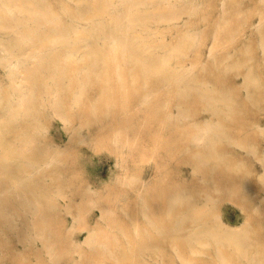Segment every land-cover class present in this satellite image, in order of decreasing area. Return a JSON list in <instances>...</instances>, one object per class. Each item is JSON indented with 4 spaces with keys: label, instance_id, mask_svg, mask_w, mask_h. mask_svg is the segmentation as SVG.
I'll return each instance as SVG.
<instances>
[{
    "label": "rangeland",
    "instance_id": "374dc122",
    "mask_svg": "<svg viewBox=\"0 0 264 264\" xmlns=\"http://www.w3.org/2000/svg\"><path fill=\"white\" fill-rule=\"evenodd\" d=\"M36 1L40 7L46 6L48 9H45L53 15L60 16L65 27L70 29L71 24L75 28L78 25L76 29L83 28L82 31H87V37L71 52L72 60L64 53L52 58L45 57L48 53H44L43 60L50 64L33 70L39 59L28 53H31L32 48L27 45L29 41L21 40L24 33L21 28L24 31L32 28L39 31L42 26L32 20H21L18 13L17 16L4 14L0 9V162H5L4 155L11 144L15 146L25 141L32 150L26 153L27 157H22L24 163H29L25 164L26 169L21 168L19 172L11 174L24 177L19 187L10 182L4 168L0 169V192L3 199L0 200V264H122L118 260L108 259L110 256H136L142 259L135 264H264V0H172L173 5L175 3L177 7L178 3V9L183 11L180 19L170 23L172 30L164 21L159 20L147 26L141 25L147 36L163 37L165 43L151 55L160 58L159 62L164 57H170L174 46H179V49L187 53L171 55L169 58L171 63L167 67H174V59L180 58L177 62L180 69H189L182 75L187 79L179 80L174 86L169 84L168 78L172 77L171 72L174 77L176 74L180 76L179 72L137 69L134 55L123 49L113 52L106 50L116 56L117 68H114V59L110 58L108 66L95 64L91 68L81 69L91 63V59L85 58L86 54L93 58L94 50L99 52L116 39L111 36L115 29L108 27L109 23H106V27L102 19L98 18L101 22H90L79 16L78 9H90V5H86L88 0ZM120 1L114 0L111 5L114 8V5L121 3L115 6V11L118 10L116 13L120 12L118 18L123 15L118 20L117 31H127L126 25L130 20L125 15L129 9V12L135 13H131L133 16L137 15H130L134 19L132 24H135V18L141 12L149 11L159 16L157 11L150 12V3L157 4L160 0H145L148 2H141L139 6L133 3V9L131 5L128 6L131 0H127L128 3ZM86 6L88 9H85ZM135 8L138 9L137 13ZM12 17L19 18V21ZM6 23L11 25L9 27L13 31L9 30ZM96 23L100 26L103 24L102 29ZM121 26H125V29ZM120 31L118 33L122 34ZM11 34L13 39L10 40L8 37ZM88 43H93L92 47ZM117 44L128 46V43L123 42ZM22 45L28 47L25 49ZM16 53L22 58L14 55ZM30 57L35 59L34 63L30 62L33 61ZM15 59L18 62L23 60L22 64L16 63ZM57 61H68L78 69L60 70L55 63ZM246 70L250 73L247 74ZM26 78L31 80L27 79L28 84ZM53 78L56 80L52 81ZM217 78L224 81L219 82ZM250 78L253 81L258 78V81L253 82ZM45 84L48 92L57 93L47 94ZM12 85H15V89ZM20 87H23V94L32 96L25 99L24 104L28 105V108L24 106L26 112L12 118L8 114L11 104H14L11 98L22 94ZM29 87L33 90L29 91ZM203 87L209 91L206 92ZM45 92L50 99L45 96ZM190 94L196 97L191 101L186 100ZM53 97L56 102L51 100ZM75 97H78L76 102ZM213 97L217 99L214 98L215 102ZM27 99H32V102ZM51 102L53 104H49ZM44 105H47L46 108ZM211 126H215V130ZM197 139L201 141L196 142ZM46 153L52 155V161L40 166ZM216 158L218 162L215 164ZM86 160L88 162L85 163ZM27 167L29 170L35 168L29 171ZM89 179H94V182ZM170 197L176 204H169L172 201ZM33 199L37 205L47 200H66L70 210L66 212L64 207H59L57 218L52 217V212V215H48L50 209L43 210L41 215L45 221L42 220V224L50 228L41 231L43 239L47 240L45 245L40 239L34 241L35 231L23 227L24 222L31 224L29 218L33 214L23 212L22 209L33 207ZM24 200H28L25 205L17 204ZM164 200H168V204L162 205ZM201 208L202 212L193 216V219L192 212ZM35 216H40V213ZM159 220L172 224L173 228L168 235L161 236L164 234L162 229L151 227ZM60 221V228L54 227ZM72 224L75 225L74 229H68ZM222 224L230 229L234 227L238 230L237 234H245L236 236L240 241L239 247L243 241L242 245L246 247H242L245 249L237 251L232 245L212 243L211 237H205L211 243L200 245L194 243L196 233L190 235L194 238L186 235L201 225L218 228ZM81 225L89 227L90 231H94L93 238L105 244L71 243L72 237L79 242L87 234L86 229L80 228ZM150 233L158 234L162 243L158 241L154 244L134 245L135 241L145 239V234ZM99 247L109 248V252ZM94 248L101 251L93 254ZM134 248L140 249V252L129 251ZM119 249L127 252H118ZM217 249L221 254L217 253ZM70 257L75 259L71 260Z\"/></svg>",
    "mask_w": 264,
    "mask_h": 264
},
{
    "label": "bare ground",
    "instance_id": "6f19581e",
    "mask_svg": "<svg viewBox=\"0 0 264 264\" xmlns=\"http://www.w3.org/2000/svg\"><path fill=\"white\" fill-rule=\"evenodd\" d=\"M5 1V0H4ZM4 1H2V0H0V9H1V11L5 14V13H7V15H9V14H13V15H15V16H17L16 15V13H18V15H19V18L21 19V20H27V21H29V20H32V21H35V22H37L40 26H42V27H40L39 28V31H34V30H27V31H24V28H21V27H19V29L21 28L22 30H23V32L24 33H22V38H21V36H20V38H21V40L22 41H29V43L27 44L26 42V44L30 47V48H32V49H30V51H31V53L30 52H28V50L29 49H27L26 50V52H28L31 56H33L34 58H38L39 60H36L37 61V63H35V65H34V68H33V66L31 67V68H33V70H36V69H41V68H43V67H46V66H48L50 63H45V61L43 60V56H44V53L45 54H47L48 53V56H45V57H53V56H57V55H59L60 53H64L65 55H66V57L68 58V59H73V55H71V52L74 50V49H77L79 46H78V44L81 42V41H83V38L85 39V37H87V31H86V33L84 32V30L82 31V29L81 30H79V29H76L77 28V26H76V28L74 27V25L73 26H71V24H70V29L68 28V27H65L64 26V23H63V21L58 17V16H55V15H53L51 12H50V10H47L48 9V7H40V5H38L39 3L36 1V0H8V2L6 3V2H4ZM77 1V0H76ZM83 1H85V0H83ZM117 1V0H116ZM119 1V0H118ZM122 1V0H121ZM120 1V2H121ZM126 1V3H128L127 2V0H125ZM124 1V2H125ZM148 1H150V0H148ZM148 1H146L145 2V0H131L129 3L130 4H128V6L130 7V5L131 4H138V5H136V6H139V4H141L142 5V3L141 2H145V3H147ZM151 1H155V0H151ZM181 1V0H180ZM89 2V3H88ZM113 2H114V0H88V1H86V5H90V9H88V6H86L87 8H85V9H88L87 11H81L80 9H78L79 10V16H81L82 17V19L84 18L85 20H87V21H90V22H94L95 20H99V19H102V20H104L105 21V25H106V23H109V25L110 26H108V27H112V29H115V30H112V32L113 33H111V32H108V33H111V36L113 37V38H116L113 42H109L108 43V45L106 46V47H104V49H102L101 51H99L98 52V50H94V51H96V52H94V57L93 58H90L89 57V54H86V59H91V60H89L91 63L90 64H85V66L83 67V68H81V69H85V68H91V66H93V65H95V64H101V66H108V60L110 59V58H113L114 59V68H117V60H116V56L115 55H110V53H107L106 52V50H109L110 52H113V51H118V50H120V49H123V50H127L128 51V53H132L134 56H133V58H134V63H135V68H137V69H140V70H146V69H159V70H163V69H165V70H171V71H174V73H176V72H179V75L180 76H178V74H176V76L174 77L173 75H172V72H171V75L170 74H168V75H170V76H172V77H169L168 78V81H169V84L170 85H172V86H174L176 83H178L179 82V80H186L182 75H184V73L185 72H188L189 71V69L188 68H184L183 67V69H180V67H179V65H178V60L180 59H174V64H176V65H174V67H167L171 62H169V58L171 57V55L173 56V55H175V56H177L179 53H183L184 52V50H182V49H179L177 46L175 47L174 46V48L173 49H171V55H170V57L168 56V57H164L163 59H162V61H158L159 59H157V58H155L154 56L153 57H151V55H153L154 53H155V51H156V49L158 48V47H161L165 42L163 41V37L161 38L160 36V38H158V37H156V36H147V34H146V31H145V29H144V32L145 33H143L142 32V26L141 25H149L150 24V22H156V20L158 21H160V22H162V21H164L168 26V28L169 29H171L172 30V25L170 24L171 22H173V21H177L178 19H180L181 18V14L183 13V11L181 10H179L178 9V3H177V7H176V5H175V3H174V5H173V1L172 0H164L163 1V3H162V0H160V1H158V2H161L160 4L157 2V4H153V5H151V3H150V6H152V8L150 9V12L151 11H157L159 14V16H157L156 17V14H155V16H154V13L153 12H151V13H148L149 11H146L148 14H145L146 12H141V14L137 17V19L135 18V21H138L139 23L138 24H136V22L134 21V23L135 24H132L133 23V20H132V18H131V16L130 15H132L131 13H133V12H129V10H127V8H126V10H127V14L129 15V16H126L125 15V17H129L128 18V23L129 24H127L126 25V27H127V31H124V33L122 32V31H120V32H122V34L121 33H118L119 31H117L118 29H119V22L120 21H118V20H120V19H122L121 17L123 16H121L120 17V19L118 18V16H120V12L118 13V15H117V13H116V11H118V10H116L115 11V6L116 5H114V8H111L113 5ZM178 2V1H177ZM47 3V2H46ZM156 3V2H155ZM221 4H222V2H220ZM41 4V3H40ZM42 4H44V3H42ZM72 4V3H71ZM71 4H69V5H71ZM78 5H79V3H77ZM119 4H121V3H119ZM118 4V5H119ZM133 4V6L135 7V5ZM45 5V4H44ZM44 5H42V6H44ZM61 5V4H60ZM73 5H75V4H73ZM80 5H81V3H80ZM112 5V6H111ZM117 5V6H118ZM124 5H125V3H124ZM148 5V4H147ZM146 5V6H147ZM85 6V5H84ZM116 6V7H117ZM127 6V7H128ZM132 6V5H131ZM131 7L132 9L134 8V7ZM59 7H61V6H59ZM83 7V6H82ZM126 7V6H125ZM125 7H123L124 9H125ZM45 8H47V9H45ZM57 8V7H56ZM138 8V7H137ZM147 8H148V6H147ZM50 9V8H49ZM144 9V8H143ZM149 9V8H148ZM77 10V11H78ZM135 10H136V13H137V11H138V9H136L135 8ZM185 10V9H184ZM121 11V10H120ZM133 11V10H132ZM141 11H143V10H141ZM14 12H15V14H14ZM66 12H68L67 10H66ZM65 12V13H66ZM129 12V13H128ZM135 12V11H134ZM182 12V13H181ZM123 13H126V12H123ZM140 13V12H139ZM138 13V14H139ZM69 14V13H68ZM133 14H135V13H133ZM63 15H66V14H63ZM10 16V15H9ZM70 16V15H69ZM133 16V15H132ZM135 16H137V15H135ZM135 16H133V17H135ZM65 17V16H64ZM13 18V17H12ZM17 18V17H16ZM19 18H17V19H15V18H13L15 21H19ZM70 18V17H69ZM80 18V17H79ZM99 18V19H98ZM71 19H72V17H71ZM20 20V21H21ZM69 20V19H68ZM125 20H127L126 18H125ZM155 20V21H154ZM9 21V20H8ZM100 21V20H99ZM98 21V22H99ZM122 21V20H121ZM132 21V22H131ZM158 21V22H159ZM259 21H260V19H259ZM23 22V21H22ZM71 22V21H70ZM69 22V23H70ZM74 22V21H73ZM101 22V21H100ZM99 22V23H100ZM32 23V22H31ZM30 23V24H31ZM75 23V22H74ZM89 23V22H88ZM104 23V22H103ZM126 23H127V21H126ZM6 24H8L7 26H8V28H9V30L10 31H13L12 30V28L10 29V27L9 26H11L9 23H6ZM77 24H79L78 22H77ZM81 24V23H80ZM94 24V23H93ZM93 24H91L90 26H92ZM97 24V23H96ZM101 24V23H100ZM100 24H97V26L100 28V29H102L101 27H102V25L100 26ZM122 24V23H121ZM1 25H2V23L0 22V27H1ZM14 25V24H13ZM17 25V24H16ZM37 25V24H36ZM69 25V24H68ZM86 25V24H85ZM124 25V24H123ZM157 25H158V23H157ZM29 26V25H28ZM27 26V27H28ZM84 26V25H83ZM259 26H260V24H259ZM26 27V26H25ZM79 27H81V26H79ZM85 27V26H84ZM103 27H105V26H103ZM106 27H107V25H106ZM105 27V28H106ZM121 27H123V26H121ZM150 27V26H149ZM161 27V26H160ZM159 27V28H160ZM254 27H257L258 28V26H254ZM14 28H16V27H14ZM30 28H31V26H30ZM90 28V27H89ZM105 28H103V29H105ZM140 28L142 29L141 31H140ZM148 28V27H147ZM18 29V30H19ZM35 29V28H34ZM87 29V28H86ZM85 29V30H86ZM93 29V28H92ZM98 29V28H97ZM122 29V28H121ZM123 29H125V26L123 27ZM122 29V30H123ZM259 29H261V28H259ZM259 29L257 30V31H259ZM109 30V29H108ZM111 30V29H110ZM15 31H17V30H15ZM21 31V30H20ZM91 31V30H90ZM97 31V30H96ZM100 31H102V30H100ZM88 32H89V30H88ZM95 32V31H94ZM98 32V31H97ZM103 32V31H102ZM106 32V31H105ZM14 33H16V32H14ZM13 33V34H14ZM101 33V32H100ZM107 33V34H108ZM192 33V32H191ZM9 34H10V32H9ZM13 34H11L12 36L10 37H8V38H10V40H11V38L13 37ZM16 34H18V33H16ZM91 34V33H90ZM90 34H88V35H90ZM102 34H104V32L102 33ZM193 34H194V32H193ZM97 35H98V33H97ZM96 35V36H97ZM105 35H106V33H105ZM196 34H194V36H195ZM19 36V35H18ZM18 36H16V37H18ZM92 36V35H91ZM104 36V35H103ZM109 36V35H108ZM107 36V37H108ZM193 36V35H192ZM193 36V37H194ZM97 37H99V36H97ZM15 38V37H14ZM20 38H18V41L20 40ZM106 38V37H105ZM13 39V38H12ZM82 39V40H81ZM92 39V38H91ZM97 39H100V38H97ZM17 40V39H16ZM21 40L19 41V42H21ZM93 40H95V39H93ZM101 40H103V38L101 39ZM107 40H109V39H107ZM119 40V41H118ZM187 40V39H186ZM13 41V40H12ZM86 41V40H85ZM87 41H89V40H87ZM96 41V40H95ZM99 41V40H98ZM105 41V40H104ZM16 42V41H15ZM118 42H123V43H128V46H125V45H119V44H117ZM180 42V41H179ZM16 43H18V42H16ZM94 43V42H93ZM93 43H91V45L89 44V46L90 47H92V44ZM167 43V42H166ZM195 43V42H194ZM19 45V44H18ZM27 45H22V46H24V48L25 47H28ZM85 45H87V44H85ZM95 45H96V42H95ZM194 45V44H193ZM8 46V45H7ZM17 46V45H16ZM101 46V45H100ZM103 46V45H102ZM188 46V45H187ZM19 47V46H18ZM77 47V48H76ZM86 47V46H85ZM97 47H98V45H97ZM189 47V46H188ZM11 48H12V46H11ZM11 48H8V49H10L11 50ZM20 48V47H19ZM185 48H186V46H185ZM7 49V50H8ZM14 49V48H13ZM17 49V48H16ZM23 49V48H22ZM21 49V50H22ZM26 49V48H25ZM90 49V48H89ZM101 49V48H100ZM189 49V48H188ZM158 50V49H157ZM161 50V49H160ZM170 50V49H169ZM9 51V50H8ZM18 51V50H17ZM23 51H25V50H22V52ZM68 53H67V52ZM85 51H87V50H85ZM92 51V50H91ZM90 51V52H91ZM167 51V50H166ZM263 51H264V49H263ZM25 52V53H26ZM43 52V53H42ZM162 52H164V51H162ZM15 53V52H14ZM20 53V52H19ZM19 53H16V54H14V55H20ZM28 53H26V54H28ZM40 53H42L43 55H40ZM83 53V52H82ZM92 53V52H91ZM158 53V52H157ZM156 53V54H157ZM160 53V52H159ZM158 53V54H159ZM184 53H186V52H184ZM24 54V53H23ZM26 54H24V55H26ZM168 54V53H167ZM167 54H166V56H167ZM187 54V53H186ZM9 55V57H10V54H8L7 53V56ZM22 55V54H21ZM20 55V56H21ZM184 55V54H183ZM12 56V55H11ZM20 56H19V58H20ZM27 56V55H26ZM42 56V57H41ZM164 56V55H163ZM186 56V55H185ZM13 57V56H12ZM11 57V58H12ZM14 57H16V56H14ZM158 57V56H157ZM21 58H22V56H21ZM23 58H24V56H23ZM26 58V57H25ZM24 58V59H25ZM30 58H32V57H30ZM42 58V59H41ZM84 58V59H85ZM184 58V57H183ZM182 58V59H183ZM13 59V58H12ZM11 59V60H12ZM16 59H18V58H16ZM16 59H15V61H16ZM28 60H29V58H27ZM33 59V58H32ZM45 59V58H44ZM47 59V58H46ZM173 59V58H172ZM8 60H10V59H8ZM7 60V61H8ZM19 60V59H18ZM18 60L16 61V63L18 62ZM21 60V59H20ZM28 60H27V62H28ZM34 60L35 59H33V61L31 60H29L31 63H34ZM23 61V60H22ZM22 61L20 62V64H22ZM24 61H26V60H24ZM11 62V61H10ZM9 62V63H10ZM18 62V63H19ZM97 62H99V63H97ZM183 62V61H182ZM181 62V63H182ZM12 63H13V61H12ZM15 63V62H14ZM24 63V62H23ZM56 63V65L57 66H59V68H60V70H63L64 68H73V69H78V67L77 66H73L74 64L73 63H68V61H57V62H55ZM111 63V62H110ZM191 63H193V62H191ZM214 64H215V62H213ZM19 64V65H20ZM26 65H27V63H25ZM24 64V65H25ZM29 64V63H28ZM14 65V64H13ZM18 65V64H17ZM16 65V66H17ZM33 65V64H32ZM86 65H89V67H87ZM133 65V64H132ZM189 65V64H188ZM203 65V64H202ZM225 64H223V66H224ZM28 66V65H27ZM103 66V67H104ZM187 66V65H186ZM190 66V65H189ZM188 66V67H189ZM194 66V65H193ZM262 66V65H261ZM264 66V65H263ZM15 67V66H14ZM19 67H21V66H19ZM26 67V66H25ZM237 67V66H236ZM251 67V66H250ZM250 67H249V69H250ZM12 68V67H11ZM17 68V67H16ZM23 68V67H22ZM190 68V67H189ZM238 68V67H237ZM236 68V69H237ZM254 68V67H253ZM105 69V68H104ZM191 69V68H190ZM203 69V68H202ZM222 69H224V68H222ZM11 70V69H10ZM9 70V71H10ZM19 70V69H18ZM24 71H25V69H23ZM27 70H29V69H26V71ZM31 70V69H30ZM139 70V71H140ZM188 70V71H187ZM248 70V69H247ZM246 70V71H247ZM13 71H15L14 69H13ZM17 71V70H16ZM20 71V70H19ZM21 71H22V69H21ZM193 71V70H192ZM191 71V72H192ZM251 71V70H250ZM23 72V71H22ZM167 73V72H166ZM170 73V72H169ZM173 73V74H174ZM246 73V72H245ZM248 73H250V72H248L247 71V74ZM194 74V73H193ZM196 74V73H195ZM194 74V75H195ZM252 74V73H251ZM250 75V74H249ZM249 75H248V78H249ZM19 76H21V75H19ZM23 76V75H22ZM21 76V77H22ZM18 76H16L15 78H17ZM20 77V78H21ZM153 77V76H152ZM186 77V76H185ZM188 77V76H187ZM190 77H192V75L190 76ZM196 77V76H195ZM244 77V76H243ZM250 77H251V75H250ZM14 78V79H15ZM80 78V77H79ZM79 78H74V79H76L77 81H79L80 79ZM248 78H246V79H248ZM253 78H256V77H254L253 76ZM11 79V78H10ZM28 78H26V83L28 82V80H30V79H28ZM190 79V78H189ZM251 79V78H250ZM258 79V78H257ZM256 79V80H257ZM13 80V79H12ZM34 80V79H33ZM54 80H56L55 78H53L52 79V81H54ZM193 80V79H192ZM217 81H219V82H221V81H224V79H221V78H217L216 79ZM252 80V79H251ZM251 80H249V81H251ZM256 80H254V81H256ZM24 81V80H23ZM22 81V82H23ZM31 81V80H30ZM195 81V80H194ZM244 81V80H243ZM247 81V80H246ZM253 81V80H252ZM253 81V82H254ZM258 81V80H257ZM185 82V81H184ZM187 82V81H186ZM197 82H199L198 80H197ZM197 82H196V84H197ZM12 83H15V82H13L12 81ZM16 83H19V82H16ZM15 83V84H16ZM21 83V82H20ZM25 83V82H24ZM29 83V82H28ZM27 83V84H28ZM31 83V82H30ZM192 83V82H191ZM190 83V84H191ZM194 84H195V82H193ZM201 83V82H200ZM199 83V84H200ZM247 83V82H246ZM246 83H245V85H246ZM264 83V82H263ZM22 84V83H21ZM26 84V85H27ZM186 84V87H188L189 88V86L187 85V83H185ZM194 84H192L193 85V87H194ZM207 84V83H206ZM248 84V83H247ZM250 85H251V83H249ZM24 85V84H23ZM182 85V84H181ZM184 85V84H183ZM13 86V85H12ZM15 86V85H14ZM13 86V87H14ZM45 86V89H47L46 90V92H47V94H49V93H52V92H48L49 90H48V87L46 86V84L44 85ZM48 86H50V85H48ZM80 86H81V84H80ZM177 86H178V84H177ZM191 86V85H190ZM196 86V85H195ZM199 86V85H198ZM213 86V85H212ZM246 86H248V85H246ZM245 86V87H246ZM262 86H264V85H262ZM13 87H12V89L11 90H13ZM31 87V86H30ZM30 87L28 88V89H30ZM180 87V86H179ZM182 87V86H181ZM183 87H185V86H183ZM182 87V88H183ZM202 87V86H201ZM206 87V86H205ZM205 87H203V88H205ZM208 87V86H207ZM18 88V87H17ZM16 88V89H17ZM21 88V87H20ZM23 88V87H22ZM22 88H21V92H22ZM33 88V87H32ZM50 88V87H49ZM195 88V87H194ZM198 88V87H197ZM199 88H200V86H199ZM202 88V89H203ZM14 89H15V87H14ZM24 89H25V87H24ZM27 89V90H28ZM44 89V90H45ZM54 89V88H53ZM79 89H80V87H79ZM186 89V88H185ZM211 89V88H210ZM31 90H33V89H30L29 91H31ZM198 90V89H197ZM205 90H206V88H205ZM204 90V91H205ZM10 91V90H9ZM15 91V90H14ZM13 91V92H14ZM57 91V90H56ZM78 91H80V90H78ZM209 91V90H208ZM207 90H206V92H208ZM216 91V90H215ZM16 92V91H15ZM18 92H19V89H18ZM26 92V90L24 91V93ZM44 92V91H43ZM42 92V93H43ZM46 92H45V96H46ZM55 91H53V93H54ZM200 92V91H199ZM206 92H204V94L206 93ZM211 92V91H210ZM17 93V92H16ZM16 93H14V94H16ZM52 93V94H53ZM57 92H55V94H56ZM79 93V92H78ZM78 93H77V95H78ZM197 93V92H196ZM201 93H202V90H201ZM211 93H214V92H211ZM211 93H208L209 94V96H211ZM216 93H218V92H216ZM10 94H12V92L10 93ZM27 94L28 93H26V94H23V92H22V94H17V95H13L12 94V96H14L13 98H11V100L13 101H11L12 103H14V104H11V108L8 110V114H9V116H11L12 118H14L17 114H19V113H21L22 112V114H23V112H26V110H25V108H24V106H25V99L26 98H30L32 95H31V93H30V97H28L27 96ZM44 94V93H43ZM186 94H188V93H186ZM207 94V93H206ZM247 94H249V93H247ZM252 94V93H251ZM54 95V94H53ZM185 95V94H184ZM27 96V97H26ZM51 96V95H50ZM57 96V95H56ZM73 96H76V94L75 95H73ZM198 96H199V94H198ZM204 96V95H203ZM213 96V95H212ZM249 96H251V95H249ZM248 96V97H249ZM47 98L49 97V95L48 96H46ZM196 97V95H192V94H190L189 96H187V98H186V100H190V99H193V98H195ZM199 97H201V96H199ZM205 97H207V96H205ZM224 97V96H223ZM43 98V97H42ZM45 98V97H44ZM78 97H75V101L74 102H76V99H77ZM208 98V97H207ZM210 98V97H209ZM214 98L216 99V97H213L212 99H213V101H214ZM10 99V98H9ZM8 99V100H9ZM34 99V98H33ZM46 99V98H45ZM49 99H50V97H49ZM55 98L53 97V99H51L52 101L54 100ZM57 99H58V97H57ZM56 99V100H57ZM225 99V98H224ZM32 100V99H31ZM31 100H29V99H27L26 101H31ZM43 100V99H42ZM209 100V99H208ZM217 100V99H216ZM219 100V99H218ZM226 100H227V98H226ZM45 101V100H44ZM55 101V100H54ZM191 101V100H190ZM213 101H210L211 103L213 102ZM219 101H221V98H220V100ZM222 101H223V99H222ZM32 102V101H31ZM30 102V103H31ZM46 102H47V100H46ZM49 102V101H48ZM56 102V101H55ZM215 102V101H214ZM213 102V103H214ZM225 102H227V101H225ZM35 103V102H34ZM222 103V102H221ZM29 104V103H28ZM32 104V103H31ZM30 104V105H31ZM48 104V103H47ZM49 104H53V102H51V103H49ZM48 104V106L49 107H51V105H49ZM54 104H56V103H54ZM224 104V103H223ZM226 104H228V103H226ZM226 104H225V108H226V110H228L229 108L226 106ZM27 105V104H26ZM218 105V104H217ZM28 106V105H27ZM27 106H25L26 108H28ZM45 106V105H44ZM47 106V105H46ZM46 106H45V108H46ZM53 106H55V105H53ZM211 106H212V104H211ZM214 106V105H213ZM212 106V107H213ZM228 106H229V104H228ZM57 104H56V106H55V108L57 109ZM45 108H44V110H45ZM214 108L216 109V106H214ZM220 108V107H219ZM218 108V109H219ZM228 108V109H227ZM260 108V107H259ZM50 109V108H49ZM48 109V110H49ZM54 109V108H53ZM55 109V110H56ZM192 109V108H191ZM211 109V108H210ZM215 109H213L214 111H216ZM54 110V111H55ZM219 110H221V109H219ZM219 110H217V111H219ZM27 111H28V109H27ZM31 111V110H30ZM41 111V110H40ZM56 111H58V110H56ZM101 111V110H100ZM212 111V110H211ZM216 111V112H217ZM225 111V110H224ZM223 111V112H224ZM46 112V111H45ZM49 112V111H48ZM47 112V113H48ZM222 112V111H221ZM1 113V112H0ZM29 113V112H28ZM50 113V112H49ZM59 113H61L60 112V110H59ZM184 113H185V111H184ZM213 113V112H212ZM27 114V113H26ZM55 115H56V112L54 113ZM189 113H187V115H188ZM216 114V113H215ZM217 114H219V113H217ZM48 115V114H47ZM57 115H59V114H57ZM185 115V114H184ZM183 115V116H184ZM18 116H20V115H18ZM46 117V116H45ZM60 117V116H59ZM40 118H41V116H40ZM47 118V117H46ZM62 119V118H61ZM16 124V123H15ZM38 125V124H37ZM14 126V125H13ZM208 125H206V127H207ZM209 127V126H208ZM212 127V126H211ZM210 127V128H211ZM214 128H215V126H213ZM212 127V128H213ZM3 129L5 128V127H2ZM11 128H12V126H11ZM11 128L9 127V130H11ZM17 128V127H16ZM37 128H39V127H37ZM203 128V127H202ZM213 128V129H214ZM3 129H1V131L3 130ZM14 129V128H13ZM209 129V128H208ZM207 129V130H208ZM217 129V128H216ZM7 130V129H6ZM18 130V129H17ZM210 130V129H209ZM208 130V131H209ZM215 130V129H214ZM4 131V130H3ZM15 131H13V133H14ZM3 133V132H2ZM201 135V134H200ZM200 135H199V137H200ZM3 136H4V134H3ZM192 136H195L196 137V135H192ZM79 137V136H78ZM6 138V137H5ZM197 138V137H196ZM201 139H202V137H200ZM84 139V138H83ZM193 139L195 140V138L193 137ZM0 140H1V138H0ZM3 141H5L4 140V138L2 139ZM199 139H197L196 140V142H200V141H198ZM7 142V141H6ZM21 143H23V144H18V143H16L17 145H10L8 148H7V152H5V162H3V163H1L0 162V169H2V168H4V170L9 174V180H10V182H12L13 183V185L15 186V187H19L20 185H21V180L24 178V177H22V175H20V176H16L15 174H14V176H11V174L12 173H15L14 171H16V172H19L20 170H21V168H24V169H26V165L25 164H29V163H24L23 162V160H22V157H24V156H26V153H28L31 149H29L30 147V145L29 146H27L26 144H27V142H21ZM81 143V142H80ZM6 146V145H5ZM7 147V146H6ZM32 151V150H31ZM1 153H2V151H1ZM43 154V153H42ZM47 154V153H46ZM37 155V154H36ZM214 155V154H213ZM2 156V155H1ZM0 156V157H1ZM216 156V155H215ZM21 159H20V158ZM27 157V156H26ZM210 157H214V156H210ZM210 157H209V160H210ZM217 157V156H216ZM3 158V157H2ZM207 158V160H208V157H206ZM205 158V159H206ZM20 159V160H19ZM41 159V158H40ZM50 160L52 161V155L50 154V153H48L46 156H45V158L43 159V161H42V164H40V166H42V165H47L49 162H50ZM215 160V159H214ZM217 160V161H216ZM216 160L214 161V163L216 164V162H218V158H216ZM34 162V161H33ZM31 163V162H30ZM50 164V163H49ZM215 164H211L212 166H214ZM220 164V163H219ZM34 165V164H33ZM221 165V164H220ZM219 165V166H220ZM31 166H32V164H31ZM216 166V165H215ZM32 168V167H31ZM31 168H30V170H31ZM33 168H35V167H33ZM32 168V169H33ZM37 168V167H36ZM214 168V167H213ZM27 169H28V167H27ZM38 169V168H37ZM29 170V169H28ZM29 170V171H30ZM24 171V170H23ZM35 171V170H34ZM27 173H29V172H27ZM26 173V174H27ZM30 174H32L31 172H30ZM18 175V174H17ZM26 176V175H25ZM30 176V175H29ZM27 177V176H26ZM29 181V180H28ZM33 183V182H32ZM31 186V185H30ZM32 187V186H31ZM34 187V186H33ZM24 188V187H23ZM16 190H18V189H16ZM1 191V190H0ZM33 194V193H32ZM39 194V193H38ZM41 194V193H40ZM18 195V194H17ZM42 195V194H41ZM25 196H27L26 194H25ZM62 198H64V196H62V195H60ZM31 197V196H30ZM35 197V196H34ZM23 198V197H22ZM28 198V197H27ZM167 198V197H166ZM171 198V197H170ZM176 198V197H175ZM48 199V198H47ZM0 200H2L3 201V199H2V194H1V192H0ZM170 200H172L171 202L169 201V204L170 203H175L176 204V202L175 201H173V199L171 198ZM27 201L28 200H24V201H20L19 203H17V204H21V203H23L24 205L27 203ZM40 201V200H39ZM62 201V202H61ZM47 200V201H43L42 202V204H40V205H37V201L36 200H34L33 199V201H32V204H34V206L33 207H31V208H23L22 209V211L23 212H26V213H32L33 214V216L31 217V218H29L28 216H26V217H28L29 218V220L31 221V224H29V222L28 223H25L24 222V224H23V227L25 228V229H31V230H33V231H35L34 233H33V237H34V241L36 242V239H40L41 240V242H42V244H47V240L46 239H43V237H42V233H41V231L42 230H44V229H50L49 227L47 228V225L45 226V225H43L42 224V220L43 221H45V218L44 217H42V213H43V210L44 209H46V210H48V209H50L49 210V212H48V215H52V214H50L51 212L53 213V218H57V214L59 213V210H58V208L59 207H64V209H65V211L66 212H70V210L67 208L68 207V203L66 202V200ZM2 202L0 201V204H1ZM168 204V200L166 201V200H164V201H162V205L163 204ZM36 204V205H35ZM205 207V206H204ZM204 207H202L203 209H204ZM202 208L201 209H199V210H196V211H193L192 212V218H193V216H197V215H199L201 212H202ZM64 209H62V210H64ZM108 211H110V210H108ZM46 212V211H45ZM111 212V211H110ZM1 213V212H0ZM37 213H40V216H35ZM107 213V212H106ZM186 213H188V212H186ZM11 214V213H10ZM189 214V213H188ZM29 215V214H28ZM102 216H103V214H101ZM189 215H191V214H189ZM30 216V215H29ZM100 216V215H99ZM173 215H171L170 217H172ZM24 217V216H23ZM24 219L25 220H27L25 217H24ZM77 219V218H76ZM193 219H195V218H193ZM72 220H73V218H72ZM157 220V219H156ZM164 220V219H163ZM160 222H158L157 221V224L155 223V225H151V227H157V228H159V229H162L163 231H164V234H161V236L162 235H168L169 234V232L171 231V229L173 228L172 227V224H170V222H168V221H162V220H159ZM60 223H61V221L60 222H58V223H55V226L54 227H56V228H60L59 226H60ZM72 223V222H71ZM11 224V223H10ZM9 224V225H10ZM15 224V223H14ZM11 225H13V224H11ZM8 226V225H7ZM45 226V227H44ZM69 226V225H68ZM73 226H75L74 224H72L71 225V227L69 228L68 227V229H74V227ZM200 226V225H199ZM13 227H15V226H13ZM81 229H86V232H87V234L84 236V238H83V240L82 241H77L76 239H74L73 237H72V239H71V243H78V244H81V243H88V244H91V243H96V244H98V243H100V244H103L104 243V241H99V242H97L96 240H95V238H93L94 237V231H90V229H89V227H87L86 225H81V227H80ZM234 228V227H233ZM230 229L226 224H222L220 227H218V228H215V227H206L205 225H201V227H197L193 232H190V233H186V235L188 236V237H190V235H194L195 233H196V236H197V238L195 239L194 237H190V238H194V240L196 241V242H194V243H196V244H200V245H202V244H209V243H219V244H222V243H225V244H227L228 246H230V245H232L233 247H234V249H238L237 251H239V249L241 248H244V247H242V246H245V245H242V242H241V246L239 247V243H240V241H238L239 239H236V238H238V237H236L237 235L240 237V235H242V236H244L243 234H237V232L236 231H238L237 229ZM11 229H13V228H11ZM197 229H199L198 231H196ZM246 229V228H245ZM28 231V230H27ZM57 231V230H56ZM244 231V230H243ZM247 231V230H246ZM245 231V232H246ZM46 232V231H45ZM26 233H28V232H26ZM154 233V232H153ZM239 233H240V231H239ZM243 233V232H242ZM29 234V233H28ZM135 234V233H134ZM247 234V233H246ZM30 235V234H29ZM59 236V235H58ZM160 236V237H161ZM195 236V237H196ZM242 236H241V238H242ZM21 237V236H20ZM31 237V236H30ZM61 237V236H60ZM96 237V236H95ZM135 237H136V235H135ZM145 239H143V240H138V241H135V243H134V245H136V246H139V245H141V244H143V243H145V244H154V243H156V242H158L159 241V239H158V234L157 235H154V234H145ZM204 237V238H203ZM205 237H211L210 239H212V241L210 242V240H207V238H205ZM167 238V237H166ZM190 238H188V240L190 239ZM240 238V239H241ZM245 238V237H244ZM243 238V239H244ZM26 239H27V237L26 238H24V240L26 241ZM124 239V238H123ZM28 240H30L29 238H28ZM33 240V239H32ZM39 240V241H40ZM59 240V239H58ZM193 240V241H194ZM246 239H244V241H245ZM60 241V240H59ZM67 241V240H66ZM29 242V241H28ZM27 242V243H28ZM64 242H65V240H64ZM64 242L62 243V244H64ZM70 242V241H69ZM188 243H191V242H189V241H187ZM159 243H162L161 241H159ZM66 244V243H65ZM88 244H86V245H88ZM105 244V243H104ZM244 244V243H243ZM247 244V243H246ZM69 245H70V243H69ZM249 244H247V246H248ZM63 246V245H62ZM68 246V245H67ZM93 246V245H92ZM246 247V246H245ZM90 249H92V248H90ZM95 249V248H94ZM97 249V248H96ZM94 250L92 253L93 254H98V251H101V250H99V249H105L106 250V252L109 250V248H106V247H99V249H97V250ZM241 249H240V251H241ZM245 249V248H244ZM243 249V250H244ZM247 249V248H246ZM104 250V251H105ZM92 251V250H91ZM126 250L125 249H119L118 250V252H121V253H124ZM129 251H134V252H140V249H138V248H134V249H132V250H129ZM217 251V253H220L219 251V249H217L216 250ZM109 252V251H108ZM110 252H111V250H110ZM127 252V251H126ZM247 252V251H246ZM102 253H103V251H102ZM145 253V252H144ZM240 253V252H239ZM92 254V255H93ZM136 254V253H135ZM150 254V253H149ZM152 254V253H151ZM150 254V255H151ZM221 254V253H220ZM244 254V253H243ZM116 255V254H115ZM131 255V254H130ZM133 255H134V253H133ZM137 255H138V253H137ZM148 255V254H147ZM223 255V254H222ZM246 254H244V256H245ZM117 256V255H116ZM132 256V255H131ZM224 256V255H223ZM240 256H242V254H240ZM219 257V256H218ZM247 257H248V255H247ZM48 258H51V257H48ZM152 258V257H151ZM217 258V257H216ZM220 258H221V255H220ZM224 258H225V256H224ZM223 258V260H225ZM246 258V257H245ZM244 258V259H245ZM251 258V257H250ZM254 258V257H253ZM70 259L71 260H74L75 258L73 257H70ZM78 259V258H77ZM107 259V258H106ZM108 259H114V260H118V261H120L122 264H135L136 262H138V261H140V259L138 258V257H124V256H121V257H114V256H110V257H108ZM142 260V259H141ZM146 260V259H145ZM150 260V259H149ZM156 260H161V259H156ZM250 260V259H249ZM248 260V261H249ZM254 260V259H253ZM152 261H153V259H152ZM247 261V260H246ZM247 261V262H248ZM179 262V261H178ZM252 261H250V263H251ZM221 263V262H220ZM111 264V263H110ZM222 264V263H221Z\"/></svg>",
    "mask_w": 264,
    "mask_h": 264
},
{
    "label": "crops",
    "instance_id": "0c3cea01",
    "mask_svg": "<svg viewBox=\"0 0 264 264\" xmlns=\"http://www.w3.org/2000/svg\"><path fill=\"white\" fill-rule=\"evenodd\" d=\"M86 162H88V160H86L85 163H86ZM89 180H90V182H94V181H93L94 179H89Z\"/></svg>",
    "mask_w": 264,
    "mask_h": 264
}]
</instances>
